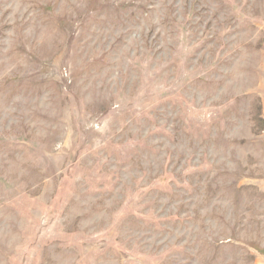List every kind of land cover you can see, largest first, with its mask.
Segmentation results:
<instances>
[{"label":"rangeland","instance_id":"obj_1","mask_svg":"<svg viewBox=\"0 0 264 264\" xmlns=\"http://www.w3.org/2000/svg\"><path fill=\"white\" fill-rule=\"evenodd\" d=\"M0 264H264V0H0Z\"/></svg>","mask_w":264,"mask_h":264}]
</instances>
